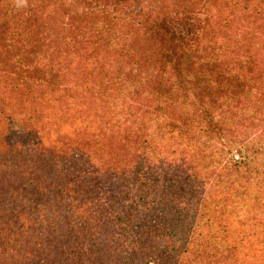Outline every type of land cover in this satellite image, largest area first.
<instances>
[{
	"label": "trees",
	"instance_id": "1",
	"mask_svg": "<svg viewBox=\"0 0 264 264\" xmlns=\"http://www.w3.org/2000/svg\"><path fill=\"white\" fill-rule=\"evenodd\" d=\"M0 264H264V0H0Z\"/></svg>",
	"mask_w": 264,
	"mask_h": 264
},
{
	"label": "rangeland",
	"instance_id": "2",
	"mask_svg": "<svg viewBox=\"0 0 264 264\" xmlns=\"http://www.w3.org/2000/svg\"><path fill=\"white\" fill-rule=\"evenodd\" d=\"M10 2L14 5V6H22L25 4L26 0H10Z\"/></svg>",
	"mask_w": 264,
	"mask_h": 264
}]
</instances>
